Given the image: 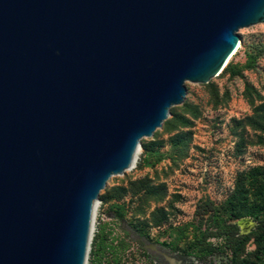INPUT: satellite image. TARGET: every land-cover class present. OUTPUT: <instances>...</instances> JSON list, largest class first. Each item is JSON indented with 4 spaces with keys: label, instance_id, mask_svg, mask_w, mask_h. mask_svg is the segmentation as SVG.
Returning <instances> with one entry per match:
<instances>
[{
    "label": "water",
    "instance_id": "1",
    "mask_svg": "<svg viewBox=\"0 0 264 264\" xmlns=\"http://www.w3.org/2000/svg\"><path fill=\"white\" fill-rule=\"evenodd\" d=\"M262 22L264 0H0V264H85L108 180Z\"/></svg>",
    "mask_w": 264,
    "mask_h": 264
},
{
    "label": "rangeland",
    "instance_id": "2",
    "mask_svg": "<svg viewBox=\"0 0 264 264\" xmlns=\"http://www.w3.org/2000/svg\"><path fill=\"white\" fill-rule=\"evenodd\" d=\"M236 52L143 138L130 170L112 176L95 208L85 264H241L257 251L264 182V22L238 31ZM233 198L247 241L199 260L193 213L200 200Z\"/></svg>",
    "mask_w": 264,
    "mask_h": 264
},
{
    "label": "trees",
    "instance_id": "3",
    "mask_svg": "<svg viewBox=\"0 0 264 264\" xmlns=\"http://www.w3.org/2000/svg\"><path fill=\"white\" fill-rule=\"evenodd\" d=\"M254 49L258 55H264V44H259ZM262 192L263 204L260 211L248 213L255 220L256 230L259 232L256 237V255L253 261L241 264H264V182ZM193 221L197 237L193 251L199 260H206L219 252L210 239H222L224 249L231 253L236 252L248 239V235L241 233L237 223L233 198L219 205L208 199L200 200L195 205Z\"/></svg>",
    "mask_w": 264,
    "mask_h": 264
},
{
    "label": "bare ground",
    "instance_id": "4",
    "mask_svg": "<svg viewBox=\"0 0 264 264\" xmlns=\"http://www.w3.org/2000/svg\"><path fill=\"white\" fill-rule=\"evenodd\" d=\"M227 61H228V59H227ZM227 61H226V62H227ZM226 62L224 63V65L226 64ZM224 65H223V67H224ZM223 67H222V68H223ZM222 68H221V69H222ZM221 69H220V71H221ZM220 71H219V72H220ZM137 153H138V152H137ZM137 153H136V155H137ZM135 157H136V156H135ZM134 162H135V158H134V160H133V162H132V164H131V167H130L129 169H127V170H130V169L132 168ZM97 204H98V203H97ZM97 204L95 205V208L98 206ZM94 211H95V209H94ZM93 215H94V213H93ZM92 222H93V218H92ZM91 228H92V224H91ZM89 239H90V238H89Z\"/></svg>",
    "mask_w": 264,
    "mask_h": 264
}]
</instances>
